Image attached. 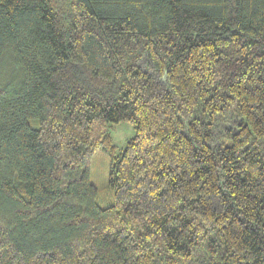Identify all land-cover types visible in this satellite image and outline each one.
Instances as JSON below:
<instances>
[{
	"label": "trees",
	"instance_id": "trees-1",
	"mask_svg": "<svg viewBox=\"0 0 264 264\" xmlns=\"http://www.w3.org/2000/svg\"><path fill=\"white\" fill-rule=\"evenodd\" d=\"M0 66V264H264V0H0Z\"/></svg>",
	"mask_w": 264,
	"mask_h": 264
},
{
	"label": "rangeland",
	"instance_id": "rangeland-1",
	"mask_svg": "<svg viewBox=\"0 0 264 264\" xmlns=\"http://www.w3.org/2000/svg\"><path fill=\"white\" fill-rule=\"evenodd\" d=\"M5 65H7V63H5ZM6 75L7 74L3 72L0 66V78L2 77L5 80L9 76ZM30 123L36 126L37 120L33 119ZM108 129L111 133L113 144L118 152L123 148L126 141L135 134L132 123L125 120L109 123ZM108 168L109 158L107 154L101 149L96 150L90 160L89 170L90 180L97 189L96 202L100 206H106L114 199L113 190L108 184Z\"/></svg>",
	"mask_w": 264,
	"mask_h": 264
}]
</instances>
